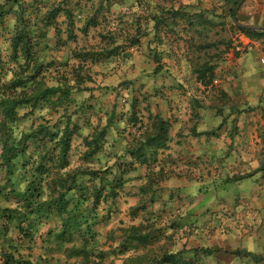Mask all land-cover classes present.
Instances as JSON below:
<instances>
[{
	"label": "clouds",
	"instance_id": "9594fccd",
	"mask_svg": "<svg viewBox=\"0 0 264 264\" xmlns=\"http://www.w3.org/2000/svg\"><path fill=\"white\" fill-rule=\"evenodd\" d=\"M0 264H264V0H0Z\"/></svg>",
	"mask_w": 264,
	"mask_h": 264
}]
</instances>
